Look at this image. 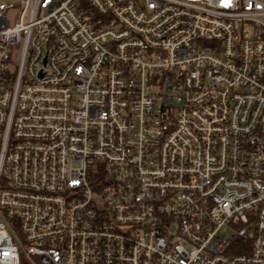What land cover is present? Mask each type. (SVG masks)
<instances>
[{"label":"built area","instance_id":"built-area-1","mask_svg":"<svg viewBox=\"0 0 264 264\" xmlns=\"http://www.w3.org/2000/svg\"><path fill=\"white\" fill-rule=\"evenodd\" d=\"M0 264H264V0L0 2Z\"/></svg>","mask_w":264,"mask_h":264},{"label":"rangeland","instance_id":"rangeland-1","mask_svg":"<svg viewBox=\"0 0 264 264\" xmlns=\"http://www.w3.org/2000/svg\"><path fill=\"white\" fill-rule=\"evenodd\" d=\"M18 0H0V2H4V3H15ZM18 6H15V9H17ZM18 59H19V53L15 52L12 54V58H11V64L14 66L18 65Z\"/></svg>","mask_w":264,"mask_h":264}]
</instances>
